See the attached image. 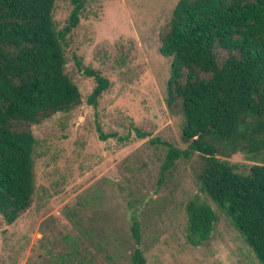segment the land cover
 I'll list each match as a JSON object with an SVG mask.
<instances>
[{
	"label": "rangeland",
	"instance_id": "374dc122",
	"mask_svg": "<svg viewBox=\"0 0 264 264\" xmlns=\"http://www.w3.org/2000/svg\"><path fill=\"white\" fill-rule=\"evenodd\" d=\"M177 1L83 0L77 26L61 43L81 103L21 126L36 139L34 193L12 224L0 215V264H72L82 255L89 264H132L135 247L144 264H260L200 191L198 152L161 172L167 148L154 139L179 149L188 145L180 110L166 102L170 58L158 51ZM72 8V0L55 2L57 30ZM86 68L109 81L96 106L87 103L96 81ZM219 157L244 174L264 162V154ZM190 200L209 204L217 216L210 238L197 246L186 237Z\"/></svg>",
	"mask_w": 264,
	"mask_h": 264
},
{
	"label": "trees",
	"instance_id": "16d2710c",
	"mask_svg": "<svg viewBox=\"0 0 264 264\" xmlns=\"http://www.w3.org/2000/svg\"><path fill=\"white\" fill-rule=\"evenodd\" d=\"M56 1L0 0V215L7 224L30 207L34 193L36 139L21 126L81 103L78 87L65 72L61 43L77 26L83 0H72L60 30L52 19ZM158 51L170 58L166 102L180 110L188 142L179 149L154 139L167 148L161 172L198 152L200 191L264 264V162L244 174L219 157L264 154V0H178ZM84 72L96 81L87 97L96 106L109 81L96 70ZM185 213L187 240L201 245L210 238L216 213L196 200L186 203ZM131 232L138 244L137 221ZM131 257L132 264L145 263L137 247ZM72 264L89 260L82 255Z\"/></svg>",
	"mask_w": 264,
	"mask_h": 264
}]
</instances>
